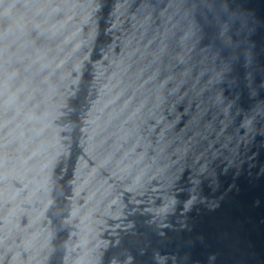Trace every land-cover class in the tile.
<instances>
[{
    "label": "water",
    "instance_id": "water-1",
    "mask_svg": "<svg viewBox=\"0 0 264 264\" xmlns=\"http://www.w3.org/2000/svg\"><path fill=\"white\" fill-rule=\"evenodd\" d=\"M0 264H264V0H0Z\"/></svg>",
    "mask_w": 264,
    "mask_h": 264
}]
</instances>
